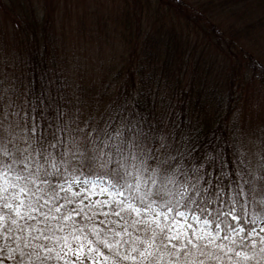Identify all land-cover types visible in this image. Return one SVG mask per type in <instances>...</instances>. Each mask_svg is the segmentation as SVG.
Listing matches in <instances>:
<instances>
[{"label": "snow or ice", "instance_id": "snow-or-ice-1", "mask_svg": "<svg viewBox=\"0 0 264 264\" xmlns=\"http://www.w3.org/2000/svg\"><path fill=\"white\" fill-rule=\"evenodd\" d=\"M19 101L0 87V264H264V163L234 153L229 172L190 120L135 97L57 105L44 130Z\"/></svg>", "mask_w": 264, "mask_h": 264}, {"label": "trees", "instance_id": "trees-1", "mask_svg": "<svg viewBox=\"0 0 264 264\" xmlns=\"http://www.w3.org/2000/svg\"><path fill=\"white\" fill-rule=\"evenodd\" d=\"M0 82L41 130L57 105L98 116L135 97L190 120L229 172L234 153L258 168L241 141L245 101L264 92V0H0ZM209 171L216 183L219 162Z\"/></svg>", "mask_w": 264, "mask_h": 264}, {"label": "rangeland", "instance_id": "rangeland-1", "mask_svg": "<svg viewBox=\"0 0 264 264\" xmlns=\"http://www.w3.org/2000/svg\"><path fill=\"white\" fill-rule=\"evenodd\" d=\"M254 84L250 87L253 88ZM254 96L245 103V112L247 125L243 131V140L241 141L242 146L245 147L246 152L250 155V158L255 166H260L263 162L260 159L262 152H264V92L259 91L257 88ZM181 225H183V218H180ZM188 223L192 224L193 227H198L197 221L189 217ZM264 227V224H260L256 229L259 235H264V232H260V229ZM255 236V234H254Z\"/></svg>", "mask_w": 264, "mask_h": 264}]
</instances>
